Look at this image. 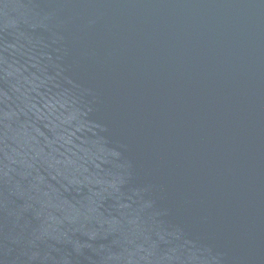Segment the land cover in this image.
<instances>
[{"label":"water","instance_id":"water-1","mask_svg":"<svg viewBox=\"0 0 264 264\" xmlns=\"http://www.w3.org/2000/svg\"><path fill=\"white\" fill-rule=\"evenodd\" d=\"M0 264H264V0H0Z\"/></svg>","mask_w":264,"mask_h":264}]
</instances>
